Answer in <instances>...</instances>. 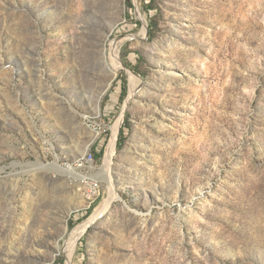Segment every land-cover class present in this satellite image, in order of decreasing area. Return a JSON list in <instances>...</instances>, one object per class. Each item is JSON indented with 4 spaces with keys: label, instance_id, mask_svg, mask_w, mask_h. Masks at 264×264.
<instances>
[{
    "label": "rangeland",
    "instance_id": "rangeland-1",
    "mask_svg": "<svg viewBox=\"0 0 264 264\" xmlns=\"http://www.w3.org/2000/svg\"><path fill=\"white\" fill-rule=\"evenodd\" d=\"M117 126L72 264H264V0H0V264L68 263Z\"/></svg>",
    "mask_w": 264,
    "mask_h": 264
},
{
    "label": "bare ground",
    "instance_id": "bare-ground-1",
    "mask_svg": "<svg viewBox=\"0 0 264 264\" xmlns=\"http://www.w3.org/2000/svg\"><path fill=\"white\" fill-rule=\"evenodd\" d=\"M111 64L114 66L115 72H117L118 70H120L122 68V65L119 61V51H118L117 46L113 49ZM132 79H134L133 76H132ZM118 132H119V126L114 128L112 140H111L110 145L107 149L106 156L104 158L103 166H102V171H103L102 173H104V175L107 176V182L109 184L108 198L105 201V203L103 204V206L100 208L98 214L93 216L86 223L82 224V226H80V228H78V230L75 231L74 239H73L71 247L69 248V251H68L69 261L67 264H72L73 252H74L76 240L79 239V237H81L84 234V232L90 226V224H92L99 216H101V215L105 214L107 211H109L112 204L114 202H116L117 200H119V196L115 190V186L113 184V180H112V177L110 175V167L113 164V159H114L115 154H116L115 147H116V140H117ZM49 167L51 169L56 170L57 172H60V173L66 174V175H73L76 177H78L79 173H80V171L73 169V168H71L72 170H70V168L61 167V165H59L58 162H55L53 165H51ZM81 177H82V174L78 178L80 179Z\"/></svg>",
    "mask_w": 264,
    "mask_h": 264
},
{
    "label": "built area",
    "instance_id": "built-area-1",
    "mask_svg": "<svg viewBox=\"0 0 264 264\" xmlns=\"http://www.w3.org/2000/svg\"><path fill=\"white\" fill-rule=\"evenodd\" d=\"M93 163H94V155L91 152H87L84 156L79 157L73 161L67 160V161L63 162V166H64V168L76 169V170L80 171V173L82 174V171H84L85 168H88V167L92 168ZM78 180H80L81 182L86 184V186L88 188V190L86 191L87 192V198L89 200H91V199L93 200L94 198L99 197V195H100L99 187H98V184L95 183V181H93L92 179H89L88 177L83 176V175Z\"/></svg>",
    "mask_w": 264,
    "mask_h": 264
},
{
    "label": "trees",
    "instance_id": "trees-1",
    "mask_svg": "<svg viewBox=\"0 0 264 264\" xmlns=\"http://www.w3.org/2000/svg\"><path fill=\"white\" fill-rule=\"evenodd\" d=\"M124 94H125V91H124Z\"/></svg>",
    "mask_w": 264,
    "mask_h": 264
}]
</instances>
